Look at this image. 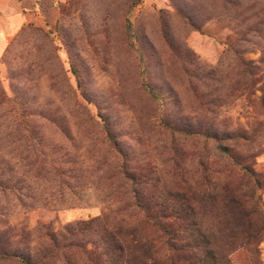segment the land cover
Returning <instances> with one entry per match:
<instances>
[{"label": "rangeland", "instance_id": "1", "mask_svg": "<svg viewBox=\"0 0 264 264\" xmlns=\"http://www.w3.org/2000/svg\"><path fill=\"white\" fill-rule=\"evenodd\" d=\"M131 2L0 0V264H106L96 217L155 264H264V184L234 164L264 179V0Z\"/></svg>", "mask_w": 264, "mask_h": 264}, {"label": "trees", "instance_id": "2", "mask_svg": "<svg viewBox=\"0 0 264 264\" xmlns=\"http://www.w3.org/2000/svg\"><path fill=\"white\" fill-rule=\"evenodd\" d=\"M140 1L141 0H132L129 5V10H132L133 7L140 3ZM131 27V22L127 20L125 29L129 35H131ZM179 130L187 132L184 129ZM106 139L107 144L111 150L118 153L119 155H123L119 143L108 129H106ZM234 164L239 167V169L245 176H249L252 182H254L258 188L262 186V184H264V179L259 180L258 175L254 171L250 170L245 164L239 161H234ZM120 172L124 178L132 180V178L126 171L125 159H123L120 164ZM229 206L233 208L235 206L239 211H243L244 204L241 203L240 200V202L236 201V204ZM188 211L186 209L185 213H188ZM143 212H146L145 209H143ZM255 214L257 218H263L261 215L262 213L257 209L255 210L254 207L250 208V210H248L246 213L247 216H255ZM94 220L97 223L96 230L99 231L101 237V254L107 258L106 264H155L156 259H154V253L156 252L153 251L154 247L150 243L148 244L146 242L148 241V239L143 238V236L139 232V229L128 226L122 227L117 223H114L112 225V228H106V226H103L106 220L105 217H96ZM152 226L156 229L155 231L159 232V236L161 237V239H164L163 244L166 245L168 250L179 251L184 247L183 244H178L180 232H186L189 235L188 237L196 240V243H193L192 245L195 248H199L200 245L208 243V234L202 231L200 226L193 222H184L176 229H172L170 226H167L159 221H154V224ZM51 239L52 242L55 243L54 237H52ZM85 253L87 252L85 251ZM207 255L213 256L212 253L210 254V251ZM2 257L14 259L17 258L18 255H16L15 253L6 252L3 253ZM20 260L23 262L24 258L20 257ZM103 260L104 259H101L100 255L99 259H97V264H103ZM170 260H172V257L170 258ZM24 262L25 264H32L29 261ZM195 264H201V262H196Z\"/></svg>", "mask_w": 264, "mask_h": 264}, {"label": "crops", "instance_id": "3", "mask_svg": "<svg viewBox=\"0 0 264 264\" xmlns=\"http://www.w3.org/2000/svg\"><path fill=\"white\" fill-rule=\"evenodd\" d=\"M6 26V30H4L3 28ZM13 27L14 26H11V22H10V20L8 21L7 19L5 20V22H4V25L3 26H1V23H0V32L4 35V38H5V35L6 34H8V33H10V32H13Z\"/></svg>", "mask_w": 264, "mask_h": 264}]
</instances>
